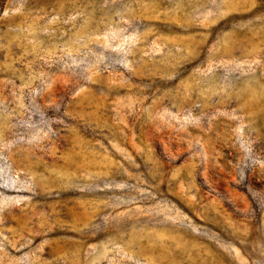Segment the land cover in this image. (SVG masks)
<instances>
[{
	"label": "rangeland",
	"instance_id": "obj_1",
	"mask_svg": "<svg viewBox=\"0 0 264 264\" xmlns=\"http://www.w3.org/2000/svg\"><path fill=\"white\" fill-rule=\"evenodd\" d=\"M0 264H264V0H0Z\"/></svg>",
	"mask_w": 264,
	"mask_h": 264
}]
</instances>
